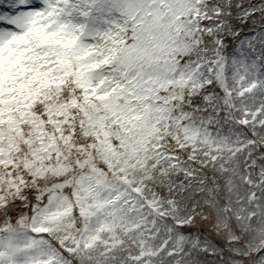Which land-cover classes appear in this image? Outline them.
<instances>
[{
  "label": "clouds",
  "instance_id": "clouds-1",
  "mask_svg": "<svg viewBox=\"0 0 264 264\" xmlns=\"http://www.w3.org/2000/svg\"><path fill=\"white\" fill-rule=\"evenodd\" d=\"M219 3L223 14L208 8L210 30L189 41L190 55L172 49L152 65L150 99L133 101L150 117L146 125L95 111L92 90L70 71L55 73L53 86L29 99L43 137H56L50 141L54 151L51 159L33 157L40 137L24 128L33 143L19 137V151L0 162V226L27 231L45 213L59 211L48 239L72 249L71 264H264V120L241 124L245 105L253 111L264 101L258 94L240 98L233 63L243 46L248 63L264 65V0ZM112 33L85 39L86 62L100 65L91 74L96 89L101 79L124 82L117 66L103 61L113 40H130V22L117 17ZM98 135L112 154L102 150ZM93 168L112 186L103 189V198L121 210L111 233L96 232L99 220L109 217L81 215L82 203L85 211L94 203L80 183L95 175ZM94 234L100 238L85 246Z\"/></svg>",
  "mask_w": 264,
  "mask_h": 264
},
{
  "label": "snow or ice",
  "instance_id": "snow-or-ice-1",
  "mask_svg": "<svg viewBox=\"0 0 264 264\" xmlns=\"http://www.w3.org/2000/svg\"><path fill=\"white\" fill-rule=\"evenodd\" d=\"M86 2L78 0L76 5H70L67 0H0V162L11 160L12 153L19 151V137H23L25 144L33 143L24 136L25 127H31L34 135L40 137V147L32 153L33 157L49 154L52 158L54 147L50 141L54 142L56 137L51 136L50 141L43 137L45 129L36 123L34 113L29 111V99L43 95L52 87L58 79L55 73L64 75L70 71L81 87L91 89L90 102L95 111L104 110L117 120L123 117L134 126L136 122L146 125L150 117L137 111L133 101L150 99L156 79L151 74L152 65L160 63L163 53L172 49L187 57L191 52L189 41L196 39L201 29L210 30L205 0H91L88 10L81 13V22L64 19V15H71L69 8L79 9ZM215 12L222 15L221 9ZM117 17L130 22L131 37L129 41L113 40L114 47L107 51L103 63L116 65L124 82L113 79L106 83L101 79L102 87L96 89L91 74L100 65L86 62L89 45L85 39H96L101 34L112 36ZM233 63L239 72L238 94L242 100L264 93V78L257 71V64L249 65L244 58L243 46L238 56L233 57ZM145 67L148 73L144 72ZM72 104L76 106L77 102L72 101ZM144 107L151 112L149 105ZM228 107L226 103V110ZM84 114L88 115L87 110ZM244 117L242 125L253 118L264 120V103L258 104L253 111L245 105ZM224 119L227 120V111ZM97 138L105 154H112L108 141L99 135ZM14 164L12 160L11 165L6 166ZM93 173L95 175L80 182L85 198L94 201L87 211L86 205L81 204V215L109 217L99 220L96 232L111 233L121 219V210L111 200L103 198V189L112 187L100 178L103 174L95 168ZM97 187L101 190H95ZM250 195L255 199L254 194ZM52 199L59 198L53 196ZM59 217V211L45 213L40 221L34 220L31 227L22 232L0 226V264H71L68 257L74 254L72 249L65 245L61 250L48 239ZM99 238V235H90L85 238L84 245L90 247Z\"/></svg>",
  "mask_w": 264,
  "mask_h": 264
},
{
  "label": "rangeland",
  "instance_id": "rangeland-1",
  "mask_svg": "<svg viewBox=\"0 0 264 264\" xmlns=\"http://www.w3.org/2000/svg\"><path fill=\"white\" fill-rule=\"evenodd\" d=\"M67 3L70 4V5H76L78 3V0H67ZM88 3H91V0L90 1H87L84 4H82L79 9L69 8L68 11L71 13V15L70 16L69 15H64V19H70L73 22H81V20H82L81 13L83 11L88 10L87 9V4ZM60 7L63 8L64 7V4L61 3ZM94 15L95 16H100L101 14L100 13H94Z\"/></svg>",
  "mask_w": 264,
  "mask_h": 264
},
{
  "label": "trees",
  "instance_id": "trees-1",
  "mask_svg": "<svg viewBox=\"0 0 264 264\" xmlns=\"http://www.w3.org/2000/svg\"><path fill=\"white\" fill-rule=\"evenodd\" d=\"M224 3L227 4L228 0H224ZM205 5H207V8L214 7L215 9H221L222 10V14H223V9L221 8L219 0H206L205 1ZM215 15H216V12H215ZM249 65H251V63H249ZM257 66L259 68H261V73H262L261 74V78H264V65H261V64L257 63ZM261 94H263V93H260V94L257 95V97H256L257 101H262L261 100Z\"/></svg>",
  "mask_w": 264,
  "mask_h": 264
}]
</instances>
